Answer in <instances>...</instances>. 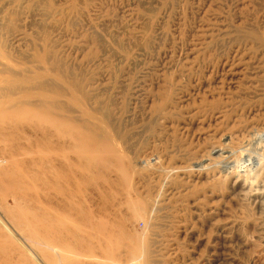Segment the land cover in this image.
<instances>
[{
    "label": "rangeland",
    "instance_id": "rangeland-1",
    "mask_svg": "<svg viewBox=\"0 0 264 264\" xmlns=\"http://www.w3.org/2000/svg\"><path fill=\"white\" fill-rule=\"evenodd\" d=\"M0 245L264 264V0H0Z\"/></svg>",
    "mask_w": 264,
    "mask_h": 264
},
{
    "label": "bare ground",
    "instance_id": "bare-ground-1",
    "mask_svg": "<svg viewBox=\"0 0 264 264\" xmlns=\"http://www.w3.org/2000/svg\"><path fill=\"white\" fill-rule=\"evenodd\" d=\"M141 211V210H140ZM140 211L138 212V215H139V213H140ZM141 214V213H140ZM0 249H1V245H0ZM144 251V250H143ZM141 255H143L144 256V254H141ZM130 263H132V264H134V263H136V264H147V261H145V260H143V257L140 259L139 257H135V256H133V255H131L130 254ZM0 261H2V262H0V264H7V262H8V257H5L4 259H2V260H0Z\"/></svg>",
    "mask_w": 264,
    "mask_h": 264
}]
</instances>
